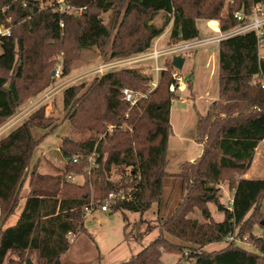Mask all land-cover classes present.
I'll return each mask as SVG.
<instances>
[{"label": "trees", "instance_id": "obj_1", "mask_svg": "<svg viewBox=\"0 0 264 264\" xmlns=\"http://www.w3.org/2000/svg\"><path fill=\"white\" fill-rule=\"evenodd\" d=\"M67 2L85 8L75 15L41 6L39 0H0V22L11 26L9 37L0 36V125L14 115L18 105L53 78L47 60L54 54V48L66 57L80 49H103L110 43V59L133 56L149 51L154 45L151 42L165 32L166 45L199 37L196 19L212 21L221 30H227L237 24L234 12L242 9L249 13L254 2L264 4V0ZM106 11H111L109 25L101 17ZM158 12L163 13L160 25L152 22ZM262 41L264 44V26ZM258 50L253 31L217 43V97L203 114L196 113L195 141L202 150L192 161L180 163L177 172L183 202L161 221L155 239L119 264H161L162 251L184 255L185 249L189 255L183 258H194L197 264H264V240L252 233L254 223L264 220L259 210L264 179L243 177L251 166L256 147L264 139V55ZM171 60L158 72L156 86L132 106L122 100L121 89L145 92L151 79L149 74L123 67L93 78L88 96L86 93L81 96L88 99V130L95 135L83 141L62 139L59 150L65 159L70 158L65 161L62 175L37 171L27 175L36 147L56 128L45 114V104L33 109L0 138V264H10V255L20 257L24 252L34 253L36 264H57L69 246L70 236L84 230L85 207L90 203L93 210L107 202V211L142 213L159 200L164 179L170 176L166 170V151L171 131L170 105L175 93L169 90L174 68ZM67 70L64 58L60 76ZM22 77L30 80L25 93L16 81ZM186 83L190 88V77ZM78 89L74 84L62 91V104L67 112L80 104ZM82 104L86 105L85 100ZM106 122L125 123L127 128L97 138ZM36 128L46 131L35 137ZM91 155L94 166L84 182L68 180L70 174H82V169L88 168ZM112 166L129 170L121 180L113 181ZM222 180L227 181L233 196L227 207L216 202L224 213L223 219L216 222L203 203L211 199L209 195L214 197L215 186ZM26 181L29 191L16 222L2 227L16 212ZM92 189L96 192L93 197ZM112 191H126L130 197L107 201ZM195 208L200 210L204 222L188 217ZM245 225L257 253L236 244H226L218 250L204 249L238 233ZM260 225L264 230V224Z\"/></svg>", "mask_w": 264, "mask_h": 264}, {"label": "rangeland", "instance_id": "obj_2", "mask_svg": "<svg viewBox=\"0 0 264 264\" xmlns=\"http://www.w3.org/2000/svg\"><path fill=\"white\" fill-rule=\"evenodd\" d=\"M101 17L103 22L109 25L111 11L102 13ZM162 21V12H158L152 18V22L156 25H160ZM206 22L202 19H196L199 37L216 33L212 28L208 27ZM208 22L211 27L216 28V23L212 21ZM167 28L169 29V27ZM166 35L165 32L151 43L157 41L158 48L166 47ZM50 43L54 44L55 42L50 41ZM258 48L259 54L264 55V44L258 45ZM111 51L109 43L103 49L97 47L80 49L73 53L70 52L64 57L60 49L54 48V54L47 60L49 64L48 71L53 78L41 91L18 105L12 116L14 117L12 119L16 122L21 117H26L36 107L45 104V114L50 116V122L56 125L54 131L44 136L36 147L30 165L27 168V175L32 171H37L41 174L62 175L65 169V161L66 159L67 161L70 159H65V156L59 150L62 139L70 137L74 141H83L95 135L88 130V99L81 95L86 93L88 96V87L93 78L106 71V69L95 71L97 66L111 60L122 59H110ZM130 56L131 54L123 58ZM173 56H182L185 59L182 68L178 69L177 72L184 79L185 83L186 79L190 77L191 80L192 77L193 85L189 89L186 83L185 89L176 90L171 101V131L168 135L166 151V170L170 176L164 179L163 190L159 200L152 202L149 208L142 213L110 210L105 212L101 211L99 206H97V209L84 217V230L70 236L69 246L60 256L57 264H119L127 260L131 255L139 252L150 241L155 239L159 234L161 221L168 218L183 202L181 180L177 176V172L179 171L180 163L192 161L202 150L201 144L195 141L196 113L203 114L207 106L217 97V43H210L193 51L183 52L182 54L161 56L156 62L159 68H163L164 63L168 62L170 58L172 59ZM64 58H67V73L58 78L51 75V72H54L57 67L61 71ZM154 63V60H145L129 66L119 65L113 69L132 67L145 74H149L151 79L145 90L148 93L153 89L152 82H157L158 80L159 73L154 70ZM171 70L173 71L174 68H171ZM16 81L21 88V92L25 93L27 91L25 87L28 84L27 88H29L30 80L22 77ZM255 81L260 82L259 78H256ZM74 84L79 86L77 97H79L80 104L73 111L67 112L62 104V91L67 86ZM84 100L86 105L82 104ZM72 120L75 121V124ZM1 127L5 126L0 125V137L6 133L5 131L3 132ZM126 128L125 123L106 122L104 129L101 133L96 134V137L103 138L114 131L126 130ZM45 131L36 128L33 130V135L40 137ZM72 158L73 160L76 159L75 156H72ZM88 160V168L82 169V174L72 173L69 175L71 182L82 184L85 177L90 175V169L94 166V156H89ZM128 170V167L119 168L112 166L110 180H121ZM243 177L264 179V139L256 147L251 166L243 174ZM27 189L24 187L21 190L23 199H25ZM215 189L214 197H212L213 195H209L211 199H207L203 203V206L209 209L211 218L219 222L223 219L224 213L217 208L216 202L222 203L225 207L229 206L233 192L227 181L223 180L215 186ZM95 195L96 192L92 189L91 197ZM17 209L16 214L10 216L2 227L13 225L16 222L18 211L21 209V202ZM259 210L264 216V197L260 202ZM124 215L126 216L125 219ZM188 217L197 219L199 223L205 221L200 210L197 208L189 213ZM260 224H264L263 219L260 220V223H254L252 233L262 237L264 240V230ZM237 231L238 233H234L221 242L204 246V249L208 251L218 250L226 244H236L257 253L258 251L253 245V239L248 234L247 225ZM166 237L170 241L177 242L175 238L169 235H166ZM187 250H184V255L162 251L160 257L161 264H197L194 258H183L187 254L189 255V251ZM9 258L10 262H12L10 264H26L27 260L30 261V264L37 263L35 254L31 252H24L20 257L10 255Z\"/></svg>", "mask_w": 264, "mask_h": 264}, {"label": "built area", "instance_id": "obj_3", "mask_svg": "<svg viewBox=\"0 0 264 264\" xmlns=\"http://www.w3.org/2000/svg\"><path fill=\"white\" fill-rule=\"evenodd\" d=\"M41 6L48 5L50 7H54V9L58 12H64L69 14L79 15L84 10L85 6H75L67 2V0H39ZM51 1V2H49ZM231 1V0H230ZM234 18L237 21V24L232 28L227 30H221L216 26L213 28L210 26V23L207 21L206 24L208 27L212 28L214 32L213 35H208L204 37H194L188 40H183L172 45H167L164 48L157 47V41H155L154 45L151 47L149 51L136 54L127 58L116 59L106 63H103L97 68L95 71H103L106 69L110 70L119 65H131L133 63L145 61V60H154V70L158 73L161 68L157 65V59L164 55H176L182 54L183 52L193 51L201 46L210 44V43H218L220 40L244 33L247 31H253L258 39V45L263 44L262 41V33L264 26V4L262 2H254L251 6L249 13H245V11L238 10L233 14ZM11 35V26L5 25L0 22V36L1 37H9ZM178 69L174 68L172 71L173 82L169 85V90L171 92H175L176 90H183L186 88V83L182 77L179 76ZM60 69L57 67L54 70V76L60 77ZM157 82H152L153 88L156 86ZM147 92L144 91H136L128 88L121 89L122 100L127 102L129 106H132L136 102H138L141 98L147 96ZM67 179H70V176H67ZM130 197L129 193L126 194L124 191L119 192H110L107 195V201H114L116 199H124ZM107 202L102 204L99 209L101 211H107ZM93 205L90 203L88 207H85V216L88 213H92Z\"/></svg>", "mask_w": 264, "mask_h": 264}, {"label": "crops", "instance_id": "obj_4", "mask_svg": "<svg viewBox=\"0 0 264 264\" xmlns=\"http://www.w3.org/2000/svg\"><path fill=\"white\" fill-rule=\"evenodd\" d=\"M164 34V33H163ZM166 34H167V32H166ZM160 37V36H159ZM166 39H167V35H166ZM184 62H185V59H184ZM191 86L193 85V80H192V77H191ZM190 89V88H189ZM217 92H218V90H217ZM170 114H171V105H170V112H169V120L171 119V116H170ZM12 118H14V117H11V118H9L8 120H6L5 122H3L2 124H1V126H5V127H1L2 128V130H3V132L5 131L6 133L10 130V129H12L13 127H15L16 125H18L24 118H25V116H23V117H21L19 120H17L16 122H15V120L14 119H12ZM10 119H12V120H10ZM15 122V123H14ZM14 123V124H13ZM7 124V125H6ZM15 125V126H14ZM12 127V128H11ZM5 133V134H6ZM4 134V135H5ZM2 137V136H1ZM0 137V138H1ZM200 154V153H199ZM198 154V155H199ZM197 155V156H198ZM24 187H26V188H28L29 189V187H28V183H27V181L24 183V185H23V187H22V189L24 188ZM26 190V195H27V193H28V191L29 190ZM25 195V196H26ZM22 197V196H21ZM22 200H23V202H24V199L23 198H21V207H22V205H23V202H22ZM19 205H20V203H19ZM18 210V209H17ZM17 210H16V212H17ZM20 210L21 209H19V211H18V214H19V212H20ZM16 212L13 214V215H15L16 214ZM12 215V216H13ZM18 216V215H17ZM0 226H1V223H0Z\"/></svg>", "mask_w": 264, "mask_h": 264}, {"label": "water", "instance_id": "obj_5", "mask_svg": "<svg viewBox=\"0 0 264 264\" xmlns=\"http://www.w3.org/2000/svg\"><path fill=\"white\" fill-rule=\"evenodd\" d=\"M184 63V58L182 56H173L171 60V64L176 69H181ZM51 75H54V72H51ZM26 264H30V261L27 260Z\"/></svg>", "mask_w": 264, "mask_h": 264}]
</instances>
